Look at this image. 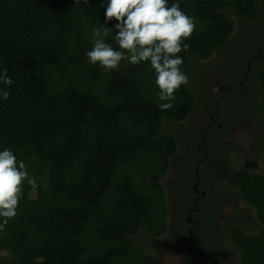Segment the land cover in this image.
Listing matches in <instances>:
<instances>
[{
	"label": "trees",
	"instance_id": "trees-1",
	"mask_svg": "<svg viewBox=\"0 0 264 264\" xmlns=\"http://www.w3.org/2000/svg\"><path fill=\"white\" fill-rule=\"evenodd\" d=\"M177 2L195 24L177 54L189 83L161 111L150 62L105 71L86 56L93 29L117 23H105L107 0H0V72L13 81L0 83L11 93L0 97V151H13L38 184L24 182L17 215L0 230V264H161L173 239L187 264H264V0L168 6ZM212 85L234 121H260L250 150L218 144L226 124L215 116L179 157L182 124ZM215 189L236 210H209Z\"/></svg>",
	"mask_w": 264,
	"mask_h": 264
},
{
	"label": "clouds",
	"instance_id": "clouds-1",
	"mask_svg": "<svg viewBox=\"0 0 264 264\" xmlns=\"http://www.w3.org/2000/svg\"><path fill=\"white\" fill-rule=\"evenodd\" d=\"M112 20L117 21L112 29H93L94 46L86 53L89 62L105 71L119 70L122 61L131 65L150 62L159 88L158 107L161 111L171 109L175 91L189 83L181 69L183 58L177 54L189 48L184 41L194 31L193 19L178 2L169 7L168 0H107L105 23ZM109 36L119 50L106 42ZM0 83L9 87L13 84L7 69L0 72ZM10 95L0 89L3 100ZM25 181L33 189L38 187L37 177L29 175L23 160L18 161L8 148L0 151V230L17 215Z\"/></svg>",
	"mask_w": 264,
	"mask_h": 264
},
{
	"label": "rangeland",
	"instance_id": "rangeland-1",
	"mask_svg": "<svg viewBox=\"0 0 264 264\" xmlns=\"http://www.w3.org/2000/svg\"><path fill=\"white\" fill-rule=\"evenodd\" d=\"M238 29L241 31L242 28L238 25ZM226 63L227 59H223L221 61V66L219 67V75L216 76L217 80H220V78L223 76L226 70ZM217 91V86L212 85L210 88L208 94L204 97L201 105L199 106V109L197 112L192 116L189 117L183 124H182V131L185 133L184 137L181 139V142L179 143V157H183L186 155L188 149L192 148L196 144V140L198 137L202 138L201 131L203 127L205 126L206 121L209 122L212 121L213 123H217L216 120L213 117H217L218 120L224 121L226 124V133L223 134V136H220L218 138V144L222 143L226 146L234 147L237 150L240 151H249L251 147V133L254 129H256L259 126L260 121L250 120L248 118L240 119L237 121H234V116L232 111L230 112L231 108L227 101L225 102L226 106H221L220 104L216 103V101L213 100L212 95ZM215 111V115L211 116V114ZM230 114L231 117H233V120H224V118L227 116L226 114ZM220 121V122H221ZM210 130V128H208ZM179 135V134H178ZM180 141V140H179ZM204 148L207 147V141L202 139V145ZM219 149V145L215 144V150ZM198 150H203L199 147ZM205 156V154H204ZM196 170L195 167H193L192 172ZM177 177L176 168L174 167V164L171 167L170 173H169V179L174 181ZM191 181V179H187V182ZM195 184V185H193ZM192 184V187H194L195 191L197 192V195H200L202 192V189L199 188L200 184L199 182H195ZM206 185L208 183L206 182ZM168 186H170L168 184ZM215 194L220 196V199H218V196H214L212 194V197H215L213 201H211V196L208 197V199L205 202V206L209 210H213L217 213H219L220 210H223V212H226L227 214L232 211L236 210L234 208V205L232 204L231 200L233 199L231 195H228L224 192H219L217 189H215ZM176 195V194H175ZM203 197H207L208 192H204ZM186 199H190V196L187 194L185 195ZM201 198V199H202ZM195 207V215L203 212L202 208L199 205H196ZM192 219V218H191ZM195 221V219H194ZM218 221V222H217ZM215 222L219 223L221 225L222 220H217ZM199 226H201L203 223L199 220L196 221ZM175 228H183L184 230L187 229L186 225H183L182 223L178 224ZM197 228H193L191 233H195ZM202 232V231H201ZM196 243V241H195ZM186 244V243H185ZM160 248V245L158 249ZM200 258L203 259L202 255H199ZM160 261L161 264H187L186 262V256L184 251L182 250L181 246L177 242V240H170V242L167 244V246L164 248V251L160 255ZM233 261L228 258L222 260V262H219L218 264H232ZM195 264V263H194Z\"/></svg>",
	"mask_w": 264,
	"mask_h": 264
},
{
	"label": "bare ground",
	"instance_id": "bare-ground-1",
	"mask_svg": "<svg viewBox=\"0 0 264 264\" xmlns=\"http://www.w3.org/2000/svg\"><path fill=\"white\" fill-rule=\"evenodd\" d=\"M254 36H255V35H254ZM258 37H259V36H256V38H257L256 40H258ZM254 38H255V37H254ZM250 41H251V40H250ZM261 42H262V41H261ZM254 43H256L255 40H254ZM249 45H250V44H249ZM249 45H248V46H249ZM255 45H257V44H255ZM227 51H228V50H227Z\"/></svg>",
	"mask_w": 264,
	"mask_h": 264
},
{
	"label": "flooded vegetation",
	"instance_id": "flooded-vegetation-1",
	"mask_svg": "<svg viewBox=\"0 0 264 264\" xmlns=\"http://www.w3.org/2000/svg\"><path fill=\"white\" fill-rule=\"evenodd\" d=\"M197 173L196 170H194V174ZM198 221V220H197ZM215 223V222H214ZM202 234H204V232H202Z\"/></svg>",
	"mask_w": 264,
	"mask_h": 264
}]
</instances>
